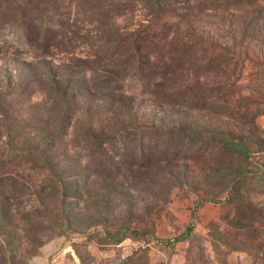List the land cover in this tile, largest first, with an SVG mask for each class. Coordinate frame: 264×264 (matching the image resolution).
I'll list each match as a JSON object with an SVG mask.
<instances>
[{
    "label": "rangeland",
    "instance_id": "374dc122",
    "mask_svg": "<svg viewBox=\"0 0 264 264\" xmlns=\"http://www.w3.org/2000/svg\"><path fill=\"white\" fill-rule=\"evenodd\" d=\"M37 1L1 27L0 264H264V0Z\"/></svg>",
    "mask_w": 264,
    "mask_h": 264
},
{
    "label": "trees",
    "instance_id": "16d2710c",
    "mask_svg": "<svg viewBox=\"0 0 264 264\" xmlns=\"http://www.w3.org/2000/svg\"><path fill=\"white\" fill-rule=\"evenodd\" d=\"M37 0H0V36L4 35V33L1 30V27H3L5 24L10 27L15 25V22L17 24H21V27L27 26L25 23L31 22L34 18V15L39 11V8L36 6ZM36 16V15H35ZM27 30V28H24ZM35 32V31H34ZM31 30L28 31L26 34V40L27 42L34 43L35 38ZM18 33V32H15ZM22 33V32H21ZM21 33H18L17 35H22ZM7 38H0L1 42H4L2 40H5ZM5 141L0 140V178L4 176V174H12L14 171L9 170L7 167V163L5 162L4 158L8 156V150L11 151V153L16 154L17 156H20L22 154V150L18 148L17 146L13 145L11 141L7 140ZM12 149V150H11ZM5 172V173H3ZM217 199V198H214ZM193 229L192 225H189L186 232L184 233V236L189 234Z\"/></svg>",
    "mask_w": 264,
    "mask_h": 264
}]
</instances>
